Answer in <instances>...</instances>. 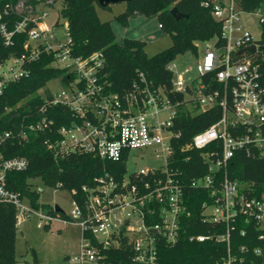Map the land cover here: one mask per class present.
Segmentation results:
<instances>
[{
  "label": "built area",
  "instance_id": "2783aa9c",
  "mask_svg": "<svg viewBox=\"0 0 264 264\" xmlns=\"http://www.w3.org/2000/svg\"><path fill=\"white\" fill-rule=\"evenodd\" d=\"M62 1L0 0V19L8 16L12 24L11 30L8 22L0 25L6 45L13 44L15 34L28 36L26 52L0 65V100L8 85L30 77L32 63L43 54L53 55L50 66L66 69L73 75L66 85L60 81V91L48 89L51 96L45 98L38 110L44 113L49 107L66 108L73 116L68 125L55 129L54 121L44 117L30 124L23 121L15 130L0 126V203L16 208L17 225L32 214L47 222L59 217L34 211L24 203L26 198L8 187L9 173L29 167L25 157L5 158L2 149L8 142L23 144L30 133L48 129L44 143L56 158L78 152L114 164L127 159L131 150L148 149L164 162L163 168L142 169L128 177L126 171L117 173L118 176L105 173L96 180V186L83 188V204L73 199L71 212L64 221L81 228L80 254L74 258L79 264H107L109 251L119 247L124 237L132 250L130 264H161L159 245L177 244L182 225L190 217L184 171L172 164L175 143L182 135L176 125L178 107L186 105L194 114L202 108L222 110L218 122L195 134L180 150H205L203 157L209 173L193 179L191 186L210 190L211 199L202 205V224L226 229L223 235L192 234L189 240H220L229 247L231 231L238 221L255 222L264 231V190L256 194L253 183L232 179L228 172L239 152L264 158V49L260 48L264 45V9L245 11L242 0L204 2L221 24L223 43L217 38L214 43L204 42L197 65L199 77L188 83L182 76L173 79L172 91L182 93L184 99L172 103L165 89L150 86L143 73L141 84L134 85L131 92L114 93L101 79L104 59L100 52L88 57L73 56L71 37L62 42L54 34L59 18L47 22L50 11ZM243 14L258 17L260 40H255L244 26ZM14 16L20 20H13ZM251 45L256 46L255 52L239 54ZM172 69L170 65L169 70ZM52 210L61 214L55 208ZM260 240L263 247L255 250L257 255L264 252V232ZM234 262L236 259L229 254L226 264Z\"/></svg>",
  "mask_w": 264,
  "mask_h": 264
},
{
  "label": "trees",
  "instance_id": "16d2710c",
  "mask_svg": "<svg viewBox=\"0 0 264 264\" xmlns=\"http://www.w3.org/2000/svg\"><path fill=\"white\" fill-rule=\"evenodd\" d=\"M205 1L132 0L126 3V10L116 17L124 27L129 26L132 18L156 15L162 30L172 39V46L168 50L152 57L147 54V42L143 40L125 38L121 44L116 41L112 21H102L99 18L98 0H63L57 25H60L61 19L67 24L72 39L73 56L88 57L97 52L103 55L101 79L112 92L121 95L131 92L134 85L141 84L140 74L143 73L150 86L163 87L170 101L176 103L182 101L184 95L172 91L173 72L169 70V66L175 58L187 51L197 54V42L217 38L219 43H223L221 24L212 16L211 8L204 5ZM241 6L245 11L264 9V0H242ZM174 7L187 17L177 21L171 13ZM12 18L15 21L20 20L19 16ZM9 21L8 16H3L0 25ZM9 29H12L11 22ZM27 39L26 33L15 34L13 44L6 45L5 38L0 32V65L12 57H19L25 53L24 45ZM261 43L264 44V35ZM53 60V55L43 54L32 63L29 78L6 87L0 100L2 129L15 130L23 121L30 124L44 117L48 121H54L55 129L72 122L71 112L62 106L49 107L44 113L38 111L45 104V98L51 96L49 90H45L44 95L39 94L41 90L55 79L66 85L73 78L66 69L50 66ZM178 111L176 125L182 135L175 143L177 150L172 164H177L184 171L186 205L190 217L182 225V234L177 244L159 245L161 264H226L229 254L236 259L234 264H264V252L261 255L255 253L257 248L263 247L260 235L264 231L255 222L245 224L238 221L235 229L231 231L229 247L227 242L220 240L202 243L189 240L192 234L226 233L222 226L202 224V205L211 199L210 190L195 189L191 186L193 179L209 173L203 157L205 150L189 149L183 152L180 150L182 146L191 142L195 134L218 122L222 117V110L213 107L194 114L186 105H182L178 107ZM48 135V129L32 132L27 142L23 144L17 141L8 142L2 149L5 158L21 156L29 161V167L25 171L9 173L7 183L11 190L28 199L36 210L41 207L40 192L32 187L30 183L32 179H41L45 185L53 189L68 190L73 199L83 204L84 187L96 186V180L107 172L116 175L126 171V159L114 164L104 162L91 154L78 152L65 158H56L44 143ZM228 172L232 179L253 183L256 194L264 190V158H253L239 152L230 163ZM50 213L57 214L53 210ZM61 214L62 217H66L63 212ZM48 225L46 224V227ZM17 231L16 208L0 203V264L17 263L15 254ZM121 242L119 247L109 251L107 264H130L131 246L125 237Z\"/></svg>",
  "mask_w": 264,
  "mask_h": 264
},
{
  "label": "rangeland",
  "instance_id": "374dc122",
  "mask_svg": "<svg viewBox=\"0 0 264 264\" xmlns=\"http://www.w3.org/2000/svg\"><path fill=\"white\" fill-rule=\"evenodd\" d=\"M62 4H57L55 9L50 11L47 19L48 23L59 18ZM126 10V3L111 4L109 8L97 5V12L102 21H112V27L116 35V41L123 43L125 38L139 39L147 42L146 52L152 57L162 51L168 50L172 46V39L161 28L158 16H139L132 18L129 26L124 27L116 17ZM244 26L251 31L255 40L261 39V28L258 17L255 15L243 14ZM57 39L66 42L69 36L67 24L63 19L60 25L54 28ZM214 43V40L210 41ZM198 53L187 51L179 54L173 61V79L178 80L182 76L185 82H190L199 77L197 65L202 58L205 43L197 42ZM58 92L62 89L59 79L51 81L39 94L44 95L45 90ZM202 108L198 113L204 111ZM164 162L155 158L151 150L139 149L131 150L126 159V175L137 173L142 169L163 168ZM32 187L40 192L39 203L41 207L36 212L48 214L55 206H59L65 215H69L72 209L73 197L68 190L53 189L44 184L41 179L30 180ZM30 207V201H24ZM58 218L47 222L40 220L38 216L32 214L30 218H25L18 226L15 254L16 264H79L74 258L80 254L81 228L66 220L61 214H56ZM46 224H49L46 227Z\"/></svg>",
  "mask_w": 264,
  "mask_h": 264
},
{
  "label": "water",
  "instance_id": "95a60500",
  "mask_svg": "<svg viewBox=\"0 0 264 264\" xmlns=\"http://www.w3.org/2000/svg\"><path fill=\"white\" fill-rule=\"evenodd\" d=\"M132 0H98L99 2V5L101 7H106V6H109L111 4H115V3H121V2H130ZM171 13L172 15L174 16V18L179 21L185 17H187L186 15L182 14L179 12V10L177 9V7H174L172 10H171ZM261 49H264V45L260 47ZM256 51V46L255 45H251L249 47H246L242 50L239 51V54L243 53V52H255ZM55 210L57 212H62V210L59 208V206H55Z\"/></svg>",
  "mask_w": 264,
  "mask_h": 264
}]
</instances>
